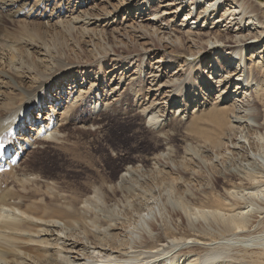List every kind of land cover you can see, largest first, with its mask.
<instances>
[{
  "label": "rangeland",
  "instance_id": "rangeland-1",
  "mask_svg": "<svg viewBox=\"0 0 264 264\" xmlns=\"http://www.w3.org/2000/svg\"><path fill=\"white\" fill-rule=\"evenodd\" d=\"M169 1L0 0L3 43H26L31 30L40 33L39 40L32 37L33 47L16 44L23 55L13 75L20 74L22 81L13 77L14 84L24 94L41 92L49 100L38 105L29 126H18L6 137L7 150L14 154H3L0 174L37 181L28 192L7 179L8 188L28 194L26 206L41 213L44 210L38 206L47 202L45 193L79 189L83 194L75 208L84 219L80 224L8 213L40 226L32 236L23 233L34 242L17 241L26 247L13 264H158L168 254L195 245L203 246L201 254L226 245L220 258L226 264H253V253H260L258 248L244 249L240 242L228 246L217 226V230L206 226L218 239L205 246L195 238L184 242L167 236L168 231L178 238L184 233L203 235L198 228L201 220L192 217L191 225L180 208L183 197L199 200L205 192H222L225 176L243 171L249 163L264 168V141L250 149L243 138L248 136L246 124L263 122L264 106L254 101L253 88L237 90L236 85L249 79L248 70L258 58L252 61L248 53L241 65L243 73L232 72L226 78L233 66L226 69L220 61L215 65L218 50L201 51L202 44L188 43L184 36L188 23L183 24L187 12L164 15ZM5 2L16 3L15 11H21H7ZM259 3L264 0H246L245 7ZM260 13L264 21V12ZM228 18L224 25L232 17ZM166 37L183 38L185 46L176 42L182 47L176 52V45ZM28 54L35 61L29 64L40 72L37 82H33L35 71L23 65L22 57ZM256 80L262 83L264 78ZM8 86L0 90V112L7 94L14 95ZM214 108L231 109L237 116L233 118L231 112L232 123L219 148L204 146L192 132L204 126L201 119ZM116 130L127 138L116 141ZM241 142L246 153L240 151ZM94 144H103L105 152L81 159L73 152ZM113 162L118 163L115 171L104 173ZM123 187L130 192L120 193ZM104 188L119 193L106 197ZM255 201L246 211L255 217L252 233L264 231L263 195ZM66 202L55 205L69 207ZM144 237L153 240L155 249L142 244Z\"/></svg>",
  "mask_w": 264,
  "mask_h": 264
},
{
  "label": "bare ground",
  "instance_id": "bare-ground-1",
  "mask_svg": "<svg viewBox=\"0 0 264 264\" xmlns=\"http://www.w3.org/2000/svg\"><path fill=\"white\" fill-rule=\"evenodd\" d=\"M170 1V4L165 6L167 9L163 11V13H165L164 15H174L177 17L179 14L187 12L186 15L183 16V24L188 23V32L184 34L185 39L188 43L193 45L202 44L200 46L201 51L208 50L212 52L218 50L219 52L215 54V65L217 63L219 64L220 61L221 65L227 66L226 69L233 66L231 71H226V78L232 77V72L238 71L236 75L243 73L244 70L241 68V65L248 53L252 55V61H256V58H258L248 70L249 79L247 81L240 80V83L236 82V85L237 90L253 88L255 92L254 101L257 104L264 106V81L261 83L256 80L257 78H264V21H260V12H264V3H259L257 7L254 6L253 8H250L245 7L246 0ZM3 6H6V8L9 7V10L7 11L12 10L14 13H19L21 11H15L16 3L5 2ZM1 9L2 8H0V26L3 21ZM230 16L232 17L230 22L224 25L227 20L229 21L228 17ZM233 22H237L235 24L236 26L233 27H236L235 29L232 28ZM223 27L227 29V32L222 29ZM39 34L40 33H38L37 29H33L30 31V34H28L30 41H26V43L23 41H15L9 44L3 43V30L0 28V50L2 51L0 52V90L9 85L8 87L12 88L14 93V95L7 94V100L5 99L6 101L2 106L3 110L0 112V164L3 162L1 159L4 153L11 156L14 154H9L12 150H7L5 145V139L8 134H10V132L13 133L18 126H29L27 123L31 122V116L33 112L39 108L38 105L42 103L49 104V100L46 99L47 97L40 94L41 92L36 93V91H34L33 93L24 94V92L16 88L13 80V77H16L18 81H22L20 74L13 75V71L15 70L14 66H16L17 62L21 60V56L23 55L22 52L17 49L16 44L20 45L23 42V46L29 44V46L33 47L35 43L33 42L32 37L37 36L36 38L39 40ZM190 37L193 38L190 39ZM194 37L198 38V41H195L196 39H194ZM166 40L170 41L172 44L179 42V45L182 47L185 46L183 38L172 40V37H166ZM259 44L262 45L258 47ZM175 45L174 49L176 52L182 50V47L179 48L177 44ZM248 50L252 51L248 52ZM29 56L30 55L28 54V57H22L23 65L28 67V70H32V72L35 71L33 73V82H37V76L40 75V72L37 71L35 66L29 64L35 63L34 59ZM220 68L221 67H219V69ZM243 83L246 85L241 87ZM124 102L128 103L129 99L125 98ZM118 108L119 107H116L114 109L115 113L118 112ZM231 112H233V115L235 114L231 109L217 110L214 108L208 115L201 119L204 122V126L195 127L192 132L197 136L198 140L204 144V146L210 145L215 148L221 147L223 145V135L226 134L229 125L232 123ZM234 116L233 118L237 119V116ZM153 126V123L149 124V127L152 128ZM246 127L248 130V136L247 138L246 136L243 138L249 143L250 149L259 147L257 146L259 144L261 146V142L264 141V134H262V131H264V119L262 123H258V126H249L246 124ZM119 132L122 131L116 130L114 137L115 140L118 141V138H121L124 141L127 138L125 132H122L124 135L117 136V133ZM241 143L240 151L246 153L244 151L246 144L245 142ZM24 149L25 148L22 147V150ZM73 152L78 154L79 159H81L83 155L92 158L95 154L104 153L105 148L103 144H94L89 148L78 146L73 149ZM246 157L249 158L248 155H246ZM104 158V154H101L102 161ZM249 161L250 160L248 159L247 162L249 163ZM117 165V162H113L112 166L106 168L104 173L108 170L110 174L111 172L113 173L117 168ZM42 170H46L45 172L47 173V166L42 167ZM229 175L230 176H225L224 178L225 187H223L222 192L216 190L214 188L215 185H213V189L216 191L212 193L205 192L202 199L198 200L195 199L194 196H185L179 204L180 208L188 215V221L191 225L193 224L192 217L201 220V222H199L200 224H198V228L202 229L203 235L184 233V236L178 238V234L168 231L167 236L173 239H180L184 242L195 238V241L197 239L205 242L203 244L205 246L209 241L218 239L215 234L208 232L206 226L215 230H217V226L220 232L219 236L227 241L228 246L240 242L243 244V247H245L244 249H260V253H253V264H264V231L255 233L250 232V230L254 228L255 221L253 220L255 217L246 212L247 209L255 204V197L258 198L261 195L264 197V168L259 167V165L257 166L256 163L253 162L249 163L248 167L246 166L243 171H233ZM7 179H11L10 185H17L22 188L23 191L26 190L28 192L31 190L28 186L37 184V181L29 179L18 180L15 179L14 175L0 174V261L8 262V260H10L11 264H13L14 261H18L19 250L25 249L26 246L17 241L34 242L30 237L25 238L24 234L27 233V236H32L30 233L33 230L40 228V226L32 221L16 220V218L13 217L15 214H12L11 216V214H8L9 212H20L24 216H28L27 218H29L30 215H39L41 218H49L53 221L59 220L61 222H70L74 220L78 222V224L84 221L83 217L75 209L77 205H79L80 197L83 195L81 190L70 189L67 191L61 190V192H57L56 194L45 193L44 196L47 202L38 206L39 209L42 207L44 210V212L41 213L36 211V209L30 205L26 206L25 202L30 201L27 196L28 194L26 195L25 192L23 193L9 189ZM127 190L123 187L119 192H130ZM101 192L106 197H112L119 193L117 189L110 191L105 188L102 189ZM59 196L61 198H59ZM246 197L249 198L244 201V198ZM59 200L67 201L66 205L69 207H66L62 203L57 207L55 202ZM97 221L100 224H104L102 220L98 219ZM244 231H247V234H244ZM257 233H261L262 235ZM144 238L145 241L142 244L150 246L149 249H155V246L152 245L153 240L148 237ZM225 248L226 245L220 248L222 249L220 251L217 250L201 254L203 246L199 247V245H195L187 248L185 251L180 250L172 255L168 254V256L163 258L158 264H226L220 260ZM37 257L40 256L37 255Z\"/></svg>",
  "mask_w": 264,
  "mask_h": 264
}]
</instances>
